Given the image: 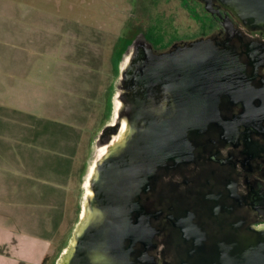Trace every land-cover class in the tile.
<instances>
[{
	"label": "flooded vegetation",
	"instance_id": "obj_1",
	"mask_svg": "<svg viewBox=\"0 0 264 264\" xmlns=\"http://www.w3.org/2000/svg\"><path fill=\"white\" fill-rule=\"evenodd\" d=\"M171 1H140V22L122 57L113 52L114 66L129 61L137 48L162 54L216 37L244 66L246 101L221 97L219 121L191 132L190 155L159 169L143 191L133 214L141 235L125 242L132 245L133 264H209L219 243L264 226V27L243 25L218 0L208 6L175 0L182 21L176 10H166Z\"/></svg>",
	"mask_w": 264,
	"mask_h": 264
},
{
	"label": "water",
	"instance_id": "obj_2",
	"mask_svg": "<svg viewBox=\"0 0 264 264\" xmlns=\"http://www.w3.org/2000/svg\"><path fill=\"white\" fill-rule=\"evenodd\" d=\"M218 1L243 25L264 27V0ZM121 80L119 116L100 137L109 147L91 168L90 194L59 264H133L125 242L141 235L133 222L141 194L159 169L190 155L191 132L219 121L221 97L242 100L248 82L238 56L216 37L162 54L137 48ZM209 264H264V226L219 243Z\"/></svg>",
	"mask_w": 264,
	"mask_h": 264
},
{
	"label": "crops",
	"instance_id": "obj_3",
	"mask_svg": "<svg viewBox=\"0 0 264 264\" xmlns=\"http://www.w3.org/2000/svg\"><path fill=\"white\" fill-rule=\"evenodd\" d=\"M58 62H49V74L42 71L30 82L16 78L17 83H8L7 65L0 66L5 75L0 72V264H41L49 243L70 222V204L81 212L77 201L69 199L68 188L79 178L78 141L95 109L100 72L90 63ZM70 68L78 70L75 78L69 76ZM76 78H82L81 86ZM24 82L36 95L22 87L16 91ZM76 222L67 225V239Z\"/></svg>",
	"mask_w": 264,
	"mask_h": 264
},
{
	"label": "rangeland",
	"instance_id": "obj_4",
	"mask_svg": "<svg viewBox=\"0 0 264 264\" xmlns=\"http://www.w3.org/2000/svg\"><path fill=\"white\" fill-rule=\"evenodd\" d=\"M140 1L0 0V66L2 63L7 65L5 78L8 83L12 81L17 83L16 78L30 82L33 76L40 75L42 71L49 74V62L51 64L53 62L54 65H57L58 61L83 65L90 63L92 68L94 67L100 72L95 83V90L99 93L94 100L96 102L95 109L89 125L80 135L78 141L80 145L76 161V177L79 178L72 181L70 189L68 188L69 199L77 201L76 205L80 211L87 198L91 168L101 157L103 150L108 148V146L100 144L102 143L100 141L102 132L107 125L116 123L123 105L120 100L122 94L121 75L127 61H121L118 72L114 76L113 69L116 67L114 66L116 60L112 55L115 51L116 57H122L126 44L130 38L133 39L134 26L139 21ZM166 7L169 12L176 10L182 21H185L184 12L179 10L175 0H172ZM92 51H94L93 54H90ZM26 65L30 67L22 68ZM16 70L24 72V74L14 73ZM69 71V76L75 78L73 72L78 70L70 68ZM0 72L3 74L2 69ZM66 72L68 73V71ZM76 79V84L81 86L82 78ZM112 82L115 85V90L112 109L107 118L102 115L105 97L103 99L101 95H103L104 88L110 86ZM24 83L16 91L21 92L22 88L27 90L33 88L31 84ZM28 91L32 94L33 89ZM34 95L36 94L33 92L32 97ZM34 100L37 103L42 102ZM28 102L32 105L34 101L29 100ZM51 102L49 97V107H52ZM83 166L85 169L81 177ZM70 205L71 211L67 213V220L70 222L66 221L58 238L49 243L48 253L43 255L41 264H59L64 257L65 250L71 244L72 239H67V225H71L77 220L71 226L72 228L70 227L71 232L69 231V233L72 238L80 215L75 212L74 204Z\"/></svg>",
	"mask_w": 264,
	"mask_h": 264
},
{
	"label": "trees",
	"instance_id": "obj_5",
	"mask_svg": "<svg viewBox=\"0 0 264 264\" xmlns=\"http://www.w3.org/2000/svg\"><path fill=\"white\" fill-rule=\"evenodd\" d=\"M117 72H118V68L115 67L113 69L114 76L117 74ZM104 89L105 90H103V95H101V97L103 99L105 97V99H104L105 100V105L103 106V113H102V115L108 118L109 113H110V111L112 109V100H113V96H114L113 95V92L115 90V85L112 82L110 86L105 87Z\"/></svg>",
	"mask_w": 264,
	"mask_h": 264
},
{
	"label": "bare ground",
	"instance_id": "obj_6",
	"mask_svg": "<svg viewBox=\"0 0 264 264\" xmlns=\"http://www.w3.org/2000/svg\"><path fill=\"white\" fill-rule=\"evenodd\" d=\"M116 140H117V138H115L113 141H116ZM108 147H109V146H108ZM105 151H106V150H105ZM105 151L103 150V153H102L100 156L104 155ZM88 194H90V191H88Z\"/></svg>",
	"mask_w": 264,
	"mask_h": 264
}]
</instances>
